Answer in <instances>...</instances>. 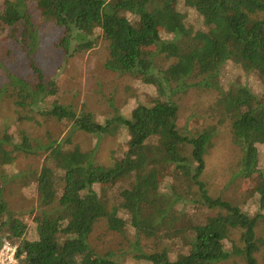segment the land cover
<instances>
[{
    "label": "trees",
    "instance_id": "16d2710c",
    "mask_svg": "<svg viewBox=\"0 0 264 264\" xmlns=\"http://www.w3.org/2000/svg\"><path fill=\"white\" fill-rule=\"evenodd\" d=\"M50 28L64 64L103 41L104 68L131 77L142 94L110 118L65 103L41 65L38 32ZM10 41L24 51L20 72L7 68ZM196 55L210 66L196 68L194 83L164 66ZM0 73V250L15 247L18 264H264V0H0ZM190 87L217 95L241 152L235 177L257 182L241 206L202 180L214 147L205 123L189 119L201 128L181 131L178 100ZM106 139L117 145L102 163ZM30 156L42 158L45 173H34L38 208L28 223L20 204L33 171L19 164ZM103 218L119 236L115 251L90 243ZM145 220L153 223L148 249L139 238Z\"/></svg>",
    "mask_w": 264,
    "mask_h": 264
},
{
    "label": "rangeland",
    "instance_id": "374dc122",
    "mask_svg": "<svg viewBox=\"0 0 264 264\" xmlns=\"http://www.w3.org/2000/svg\"><path fill=\"white\" fill-rule=\"evenodd\" d=\"M38 33L40 34V43L44 47L43 52L47 54V56L42 57L41 65L47 75H52L57 81L56 84L62 92L61 98L64 99L65 103L74 105L77 109L85 106L89 112L99 118H110L118 116L122 109L126 108L128 97L142 94L141 89L135 88L131 77L127 75L119 76L104 68V64L108 60V51L103 41L99 42L95 49L85 55L77 57L68 64H64L60 58V53L58 54L53 47L54 41L51 43L50 40L51 38L54 39L57 34L53 37L54 32L51 28L47 31L44 29V31ZM6 35H8L9 39L16 37L17 26L14 25L8 28ZM18 42L23 44L25 48L29 44L25 34L20 36ZM9 45L16 49V52H14L15 62L12 65L6 66L12 71L20 72L24 51L15 42L10 41ZM17 53L20 54L17 55ZM209 62V58L201 55L185 59L182 62H177L169 57L166 58L164 66L177 78L187 74L192 76L189 82L194 83L201 78L195 77L194 72L196 68L200 66L209 67ZM61 64L64 65V68L62 67L61 70L57 69L58 65ZM58 74L59 77H57ZM3 77L4 75L0 73V83H2L1 78ZM216 96L215 94L207 95V93L190 87L188 94L181 97V100H178L180 128L184 133H193L201 127H208V134L214 139V147L206 156V173L202 176V180L208 185L211 184L214 187L216 195L220 196L223 200L236 206H241L245 198L252 193V189L257 182L255 179L245 180L235 177L238 171V161L241 158V152L231 142L229 119L222 116ZM141 101H148L147 96L141 97ZM3 112L1 108V115H3ZM189 119H192L193 123H197V120L201 119L202 122L209 124V126L204 124L199 128L191 129ZM68 130L69 128L67 129V134ZM69 137L74 144L79 143L84 149H88L90 146V140L84 135L72 133L69 134ZM116 145L117 142L113 139H106L101 143L98 151L100 155L98 157L102 163L107 161L109 151L115 148ZM20 161L19 171H33L29 173L30 179L23 185L25 191L31 190L29 192L31 194L33 193L32 191H35L34 185L37 180L35 178L37 175L35 176L34 173L37 172L40 175L45 173L42 170V158L30 156ZM36 197V194H31L29 196L30 199L26 198L20 204L29 213L27 217L28 223L32 222V215L36 213L38 208V203L32 200V198L35 199ZM30 204L32 206L28 207ZM92 212L96 217L102 218L104 216L102 209L97 205ZM99 223L98 229L91 236L90 243L98 252L115 251L119 236L111 234L108 231L106 218L99 219ZM152 227L153 223L151 220H145L141 230L142 236L139 237L140 244L144 246V249H148L147 244ZM221 264L241 263L236 260L225 259Z\"/></svg>",
    "mask_w": 264,
    "mask_h": 264
},
{
    "label": "built area",
    "instance_id": "2783aa9c",
    "mask_svg": "<svg viewBox=\"0 0 264 264\" xmlns=\"http://www.w3.org/2000/svg\"><path fill=\"white\" fill-rule=\"evenodd\" d=\"M15 253V247L9 244H4L0 250V264H18L15 258Z\"/></svg>",
    "mask_w": 264,
    "mask_h": 264
}]
</instances>
